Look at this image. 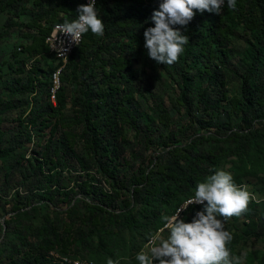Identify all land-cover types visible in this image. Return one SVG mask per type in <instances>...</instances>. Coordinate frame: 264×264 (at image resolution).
<instances>
[{"label": "trees", "instance_id": "obj_1", "mask_svg": "<svg viewBox=\"0 0 264 264\" xmlns=\"http://www.w3.org/2000/svg\"><path fill=\"white\" fill-rule=\"evenodd\" d=\"M161 2L98 0L104 35L84 34L55 106L58 64L45 37L54 24L76 19L85 0H0V264H60L52 253L81 259L73 256L107 246L103 236L164 226L163 203L194 196L224 160L251 164L252 153L264 151V0H237L219 15L197 11L171 66L144 47ZM144 53L150 68L128 86ZM233 82L239 88L230 95ZM134 95L150 104L151 97L158 124L131 102ZM63 172L78 179L67 184ZM259 206L253 201L241 215L245 229L224 221L230 249L264 237Z\"/></svg>", "mask_w": 264, "mask_h": 264}, {"label": "clouds", "instance_id": "obj_2", "mask_svg": "<svg viewBox=\"0 0 264 264\" xmlns=\"http://www.w3.org/2000/svg\"><path fill=\"white\" fill-rule=\"evenodd\" d=\"M96 2L89 0L79 5L78 17L59 26V33L68 36L70 43L78 45L89 31L98 37L104 35L105 23ZM225 3L231 10L237 8V0H162L151 17L155 26L144 32L148 57L168 66L178 62L189 42L185 31L196 12L219 15ZM63 44L58 53L66 54L68 48ZM253 201L261 202L247 186L238 185L230 171L215 170L197 184L194 196L181 212L193 204H201L204 209L190 222L180 215L173 218L175 213L162 217L168 235L149 233L145 247L136 255L138 264H243L241 257L232 254L229 245L234 236L226 230L224 221L247 212ZM107 264H119V261L109 258Z\"/></svg>", "mask_w": 264, "mask_h": 264}, {"label": "rangeland", "instance_id": "obj_3", "mask_svg": "<svg viewBox=\"0 0 264 264\" xmlns=\"http://www.w3.org/2000/svg\"><path fill=\"white\" fill-rule=\"evenodd\" d=\"M20 38L15 40V42L19 43ZM20 47V45H19ZM139 75L132 79V82L128 84V86L138 84V81L142 80L139 76H143L145 71L148 69V62L146 60V53H144L143 57L139 59L138 63ZM47 66V65H46ZM4 72H8L7 66L3 68ZM146 74V73H145ZM164 81L163 87L159 89L161 91V96L166 93V79L163 77ZM238 83L233 82L228 86L230 90V95L236 94L238 91ZM151 102H143V100L138 96L134 95L131 99V102L142 108L141 110L145 112L146 117L150 120L151 123L156 124L157 121L153 118L152 112L149 110L153 105V100L151 97H148ZM166 106H169L167 103ZM158 124V123H157ZM126 136L132 141L135 142V133L131 132L130 128L126 129ZM32 146V144H31ZM254 156L251 158V164L246 159L234 158L235 160H224L221 163L219 169H224L230 171L234 177L236 182L237 176H239V180L241 182L238 185L247 186L248 190L252 192L257 199L261 202L259 204V214L256 216V219L259 221V225H264V151H256L252 153ZM238 161V162H236ZM77 168V166H75ZM246 172L243 174V172ZM250 172V173H249ZM64 175L69 176L67 184H70L72 181H76L78 179V173L73 172L71 175L63 172ZM98 181V180H97ZM202 182V181H200ZM237 183V182H236ZM104 185V184H103ZM105 186V185H104ZM105 188L108 190L107 186ZM196 187L191 190V194L194 195ZM182 198H175L168 202L158 204L154 206L155 208L160 206L161 217L167 216L170 212H172L176 207L177 199H186L184 195H180ZM185 197V198H184ZM203 208H198L194 211H188L185 213L183 219L187 220V218H193L196 216V213L202 211ZM175 213V212H174ZM173 213V214H174ZM231 222H235V226L245 229L246 227V219L243 216H234L230 219ZM159 232L165 237L168 235L165 225L162 226L159 221H156L153 226L148 225L145 227H140L136 229H124L120 231L118 234L111 236L110 238L107 236H103V240L107 242V246L99 252H90L87 254H78L73 257H78L81 259H90L95 263L107 264V260L112 258L114 261L118 260L119 264H138L136 260V255L142 248L145 247L147 243V235L149 233ZM232 254L241 257L243 260V264H261V260H264V237L260 238H243L241 241L234 245L233 249L231 248ZM261 258L258 260L256 257ZM56 260L62 257V255L57 253H52ZM255 257V259H254ZM69 258V257H68ZM158 264V262H157Z\"/></svg>", "mask_w": 264, "mask_h": 264}, {"label": "built area", "instance_id": "obj_4", "mask_svg": "<svg viewBox=\"0 0 264 264\" xmlns=\"http://www.w3.org/2000/svg\"><path fill=\"white\" fill-rule=\"evenodd\" d=\"M88 2H89V0H85L84 4H86ZM97 2H98V0H97ZM97 2H96V4H97ZM226 4L227 3H225L224 7L226 6ZM224 7H223V9H224ZM223 9H222V11H223ZM63 24L64 23L54 24L51 31L45 37V42L48 45L49 50L53 54L54 58H56V63L58 64V66L51 73L52 84L50 87V99H49L52 102V104L55 106L57 105V92L61 86L62 71L65 68L66 64L68 63L69 57L73 53L74 49L77 48L81 44V42L83 40V36H84L83 35L81 37L78 45L75 43H70L69 42L70 38L68 36H66L63 33H59L60 32L59 26L63 25ZM63 41L65 42L64 44H63ZM61 44H63L64 48H68V51L66 52V54H64L63 52L58 53V48L60 47ZM191 197H188L187 199H185L183 201V203L177 208L173 218H175L179 215L182 218L184 216V214L191 207H204L201 204H193L181 212V209L186 205V202ZM58 261L60 264H101V263H95L94 261H91L89 259H71L68 257H61V258H59Z\"/></svg>", "mask_w": 264, "mask_h": 264}]
</instances>
